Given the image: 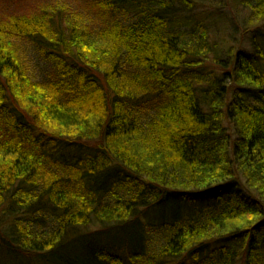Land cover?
Listing matches in <instances>:
<instances>
[{
	"label": "trees",
	"instance_id": "trees-1",
	"mask_svg": "<svg viewBox=\"0 0 264 264\" xmlns=\"http://www.w3.org/2000/svg\"><path fill=\"white\" fill-rule=\"evenodd\" d=\"M75 1L0 5V264H264V0Z\"/></svg>",
	"mask_w": 264,
	"mask_h": 264
},
{
	"label": "rangeland",
	"instance_id": "rangeland-1",
	"mask_svg": "<svg viewBox=\"0 0 264 264\" xmlns=\"http://www.w3.org/2000/svg\"><path fill=\"white\" fill-rule=\"evenodd\" d=\"M33 2L34 0H0V5H2L6 10H8V13H11L10 11L18 12V10L20 11L21 9L24 8L29 9V7L33 6ZM61 2L62 4L71 5L70 8H72L76 4L75 0H54L53 3L59 6L61 5ZM75 8L81 13V19L85 20L86 23H88L87 19H92L94 21L95 19L94 14L90 13L88 10L84 12L80 7L77 6H75ZM224 11L226 15L222 16L223 20L230 18L231 21V22L228 21L229 27L227 29L230 30L234 27L237 28L236 32L234 31L235 33L232 30L231 31L223 30L220 33V34L226 33L225 35L229 37L235 34L234 35L235 41H233L232 38L227 39L228 42L225 44L226 45L231 44L234 51L235 49H238L244 52L248 51L249 53H253L255 50V48L253 47L254 45L253 40L255 39V35L258 30H264V26L263 25H258V27L255 25L242 26V24L239 21L240 20L239 15H237V12L234 8L232 7L229 8L228 6L225 5ZM85 13L88 14V17H86ZM225 40L226 39H224V41ZM17 47H18L17 53L21 52L25 67L28 69L30 78L37 81H43L44 79L46 80L45 77L48 73L49 68L46 66L45 62L41 58L37 57L34 47L29 46L25 42H20V44H18Z\"/></svg>",
	"mask_w": 264,
	"mask_h": 264
}]
</instances>
